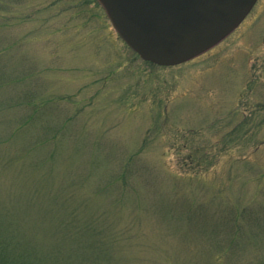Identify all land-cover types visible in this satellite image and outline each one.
Wrapping results in <instances>:
<instances>
[{"label": "rangeland", "instance_id": "obj_1", "mask_svg": "<svg viewBox=\"0 0 264 264\" xmlns=\"http://www.w3.org/2000/svg\"><path fill=\"white\" fill-rule=\"evenodd\" d=\"M264 0L209 51L143 60L96 0H0V245L12 264H264Z\"/></svg>", "mask_w": 264, "mask_h": 264}, {"label": "water", "instance_id": "obj_2", "mask_svg": "<svg viewBox=\"0 0 264 264\" xmlns=\"http://www.w3.org/2000/svg\"><path fill=\"white\" fill-rule=\"evenodd\" d=\"M119 36L143 60L176 66L237 28L258 0H96Z\"/></svg>", "mask_w": 264, "mask_h": 264}, {"label": "trees", "instance_id": "obj_3", "mask_svg": "<svg viewBox=\"0 0 264 264\" xmlns=\"http://www.w3.org/2000/svg\"><path fill=\"white\" fill-rule=\"evenodd\" d=\"M12 258L10 253H7L0 245V264H12Z\"/></svg>", "mask_w": 264, "mask_h": 264}]
</instances>
